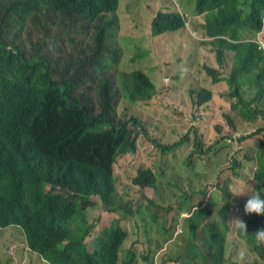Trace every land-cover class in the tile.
I'll list each match as a JSON object with an SVG mask.
<instances>
[{"label": "trees", "instance_id": "1", "mask_svg": "<svg viewBox=\"0 0 264 264\" xmlns=\"http://www.w3.org/2000/svg\"><path fill=\"white\" fill-rule=\"evenodd\" d=\"M130 1L0 0V227L22 224L30 247L36 249L37 243L45 248L41 253L45 262L29 255L27 264H159L157 255L169 242L150 241L151 254L141 258L132 249L128 251L129 233L122 220L136 217V211L113 205L111 164L118 152L135 153L138 145L132 130L114 123L109 86L104 85L101 90L104 111L91 117L92 108L72 95L75 84L66 77L60 80V74L50 69L40 53L25 58L23 53L12 50L19 49L20 39L31 42L33 37H39L37 42L48 41L47 35L54 30L66 37L77 35L83 29L77 23L84 20L95 29L92 45L85 50L119 61L109 40L120 25L139 24L136 18L120 14L121 6ZM170 5L149 20L151 35L181 30L187 34H179L182 39L165 62L167 81L159 78L153 82L147 72L134 70L127 85L129 96L138 100L131 103L139 102L142 115L157 122L174 117L178 105L188 113L191 105L201 109L213 99L212 85L202 82L218 84L225 80L229 96L238 98L232 109L239 110L244 121L255 122L264 117V89L256 81L258 69L264 74V49L256 40L264 35V0H196L195 8L185 9L198 15L189 23L184 10L169 8ZM184 5L187 8L185 2ZM234 14L239 18L235 19ZM72 42L78 43L75 38L70 39ZM228 65L230 72L225 77L220 68ZM58 123L61 130L56 127ZM132 124L143 127L142 120L135 116ZM158 125L163 127L161 131ZM155 128L159 138L154 141L162 153L187 149L195 167L197 158L200 164H207L218 148L230 146L220 137L212 144L207 136L195 138L196 133H206L199 124L182 132H174L160 122ZM144 134L148 135L147 131ZM235 141L242 153L248 149L247 157L254 159L257 166L249 175L239 172L241 156L232 154L230 169L237 179L259 187L264 184V138L239 133ZM162 175L173 190L176 204L165 209L164 218L159 217L158 210L148 208L134 226L137 233L141 227L147 234L154 228L167 230L168 215L174 211L171 227L181 216L185 231L182 250L189 247L202 264H228L225 232L229 230L231 215L236 214L246 223L249 233L245 236L237 229L238 235L250 251L264 259V245L252 236L264 228V216L245 214V201L237 199L247 197L232 194L230 179L224 184L215 179L211 185L214 174L195 173V178L206 181L197 191L191 184L189 189L184 188L174 174L167 177L163 171ZM136 182L152 184L153 177L143 171ZM46 183L68 186L66 196L44 194ZM97 193L111 209L92 200ZM197 197L199 201L195 203ZM142 198H147L144 193ZM99 209L100 216L89 221L90 213ZM113 213L121 216L113 218L108 231L105 228L98 235L100 223ZM147 213L151 219L145 216ZM212 217L216 219L205 223ZM198 237L201 246L196 243ZM158 240L163 241L164 236ZM7 256L6 262L15 264L14 255Z\"/></svg>", "mask_w": 264, "mask_h": 264}, {"label": "rangeland", "instance_id": "2", "mask_svg": "<svg viewBox=\"0 0 264 264\" xmlns=\"http://www.w3.org/2000/svg\"><path fill=\"white\" fill-rule=\"evenodd\" d=\"M186 7L189 9L195 8L196 0H183ZM182 0H132L128 4H123L120 9V14H128L139 22L137 25L125 26L120 25L117 28L111 39L109 40V46L112 52H118L119 62L117 64L108 63L103 72H97L96 78L108 77L114 83V90L116 92L115 110L119 117L135 116L142 120L143 127H136L131 125L133 135L137 137V150L135 153H128L121 155L114 164V174L117 184V189L123 200L124 205H135L136 217H131L122 220V226L129 233L128 235V251L132 249L137 253V256L141 258L142 255L151 254L149 251L150 241L163 243L168 240V244L165 246L160 254L157 255V261L159 264H188L189 260L202 264L199 257H195L191 249L188 247L182 250L185 241V231L181 225H178L182 220L179 217V222L171 227L172 218L174 217V211H171L168 215L167 230L159 231L156 228L152 229L148 234L143 232V227L140 229V233L136 232L134 227L137 221H141V215L145 214L147 209L150 208L153 211H159V217L164 218L165 209L169 206L176 204V197L173 190L165 182V178L162 175L164 171L166 176L174 174L180 179L184 188L189 189V184L194 190H199L203 187L206 181H201L195 178V173L200 174H214L215 178L209 181V184H213L218 180L221 184H224L227 179H230L229 189L233 192L234 189L246 187L249 184L255 183L246 182L237 179L233 171L230 169V157L232 154L241 156V167H238L237 171L243 172L249 175L257 166L254 159L247 157L248 149L242 148L236 141L230 143V146L218 148L215 154L212 156L210 162L207 164L204 162L200 164L199 158L196 159L197 165L193 158L189 156L187 149L177 151L176 149L168 154H164L157 147L155 139L159 138L156 131V123H166L167 127L174 132H182L188 127H192L195 124H199L200 127L206 131L203 134H194L195 138L200 136H207V140L212 144L217 137H220L223 141L228 142V137L231 135L238 136L236 133H242L244 135L250 134L258 138V135L264 137V118L258 119L254 123L244 121L239 110L232 109V103L237 102L238 98H231L229 96L230 89L226 90V81L213 84L210 80L203 81L204 85H212L213 99L211 103L205 104L202 108L204 112L199 108H195L191 105L189 113L182 106L178 105L174 117H167L163 121L151 118L147 115H142L140 110L143 108L141 104L130 103L123 94V80L122 75L125 73L129 75L135 69H141L147 72L153 81L159 78H164L167 81V77L164 76L165 62L172 55L173 47L178 44L182 37L179 34H187V31L181 30L176 32H168L157 36H152L150 31L149 20L157 10L165 9L168 5L169 8L177 6L178 8H184V2ZM191 1V4H190ZM56 23L58 19L53 16ZM196 18V17H194ZM77 27L83 28L81 32L74 36H62L56 30L50 32L47 37L49 43H52L50 48V55L58 56L61 53L62 57L67 59L69 57H82L88 54L86 47L92 45L93 34L95 29L92 28L87 21L80 20L77 23ZM195 31V29H192ZM159 36V37H158ZM264 38V35H262ZM75 38L78 41L77 46L70 44V39ZM37 42L40 38L33 37ZM58 41L57 44L54 42ZM61 47L59 52L58 47ZM232 53L229 54V57ZM209 61V60H208ZM211 63V61H209ZM219 67V65H217ZM220 72L226 77L230 72V66L220 68ZM185 99H182L184 101ZM190 101L189 99H186ZM213 104L215 109H213ZM242 105L239 104L238 108ZM57 129L61 130V125L56 124ZM158 131L162 130V126L158 125ZM256 130V131H255ZM147 131L148 135L144 134ZM161 139V138H160ZM259 139V138H258ZM162 140V139H161ZM163 141V140H162ZM253 145V143L251 142ZM254 158V157H252ZM239 160V161H240ZM141 167L151 168L157 176V188L156 189H140L132 182L136 172ZM216 179V180H215ZM145 194L147 198H142V194ZM233 194V193H232ZM239 197H246L235 195ZM149 197H153L151 202ZM238 201H245V199H237ZM199 197L196 198L195 203H198ZM118 211V210H117ZM113 215V214H110ZM120 217V213H116ZM100 216V209L92 211L90 213L91 219H97ZM148 219H151V214L145 215ZM236 214H232L229 219V230L225 232V256L230 258L228 264H264V259L260 258L256 253L249 250L243 239L238 235L237 227L232 222L237 218ZM212 217L205 223H211L215 220ZM109 218L106 219L108 221ZM0 228V258L4 261H0V264H9L6 262L7 255L12 253L15 257L14 262L17 264H27L31 255L35 260L42 258V251L45 248L36 243V249H33L29 245V240L23 232L22 224H17L13 227L4 229ZM181 229V231H179ZM224 228L221 226V230ZM100 231V230H99ZM98 233V232H97ZM163 235L164 240H158V237ZM199 246L202 245L201 239L198 237L196 242ZM264 245V243H262ZM188 249H190L188 251ZM127 251V252H128ZM205 251V250H204ZM127 252L123 255L125 256ZM122 256V257H123Z\"/></svg>", "mask_w": 264, "mask_h": 264}, {"label": "clouds", "instance_id": "3", "mask_svg": "<svg viewBox=\"0 0 264 264\" xmlns=\"http://www.w3.org/2000/svg\"><path fill=\"white\" fill-rule=\"evenodd\" d=\"M177 7V6H176ZM179 11H185V9L188 8H178ZM159 10L156 11V13ZM156 13L153 15V17L156 15ZM187 20L188 23L189 21H194L198 19V15H195L194 13H187ZM152 17V19H153ZM196 17V18H194ZM234 18L237 19L239 16L237 14H234ZM187 23V24H188ZM150 31H151V23H150ZM264 32V28L262 30ZM260 32V33H262ZM159 37V36H158ZM257 42L259 43V47L264 49V40L263 38H257ZM54 44H57L54 42ZM73 46H77L78 43L72 42L70 43ZM52 43H49V41L42 40L40 42H34L33 40L31 42H26L22 39H20V45L18 46L19 49L14 48L12 49L15 53H23L25 58H29L30 55L34 52L40 53V55L46 59L50 69L58 72L60 74V80H62L64 77L68 78L69 82H72L75 84V87L72 91V95L76 96L84 101L85 104H87L89 107L92 108L91 110V117H98L102 112L104 111V106H103V97L101 94L102 87L104 85L109 86V95H110V114L113 117L114 123L117 126H120L122 124H125L126 127L131 131V125H132V116L130 117H119L116 110H115V99H116V92L114 90V83L113 81L108 78V77H101L99 79L96 78L97 72H103L105 67L107 66L108 63H113L117 64L119 61L116 59L107 56V55H94L88 53L85 56L82 57H69L67 59L63 58L61 53H59L58 56L50 55V48H51ZM59 52H61V47H58ZM94 63V64H92ZM123 76L122 75V80H123V94L124 97L131 103L134 102L138 99H132L129 96V87H128V82L131 81V75ZM257 75L259 76L257 78ZM150 76V75H149ZM151 77V76H150ZM152 79V78H151ZM153 81V80H152ZM256 81L258 84L264 89V74L260 72L258 69L256 71ZM154 82V81H153ZM229 87L227 86V90ZM211 103V102H209ZM204 107V106H203ZM201 111L204 112V109ZM213 109H215V106L213 104ZM262 119L264 117L260 116L258 119ZM257 121V120H256ZM255 121V122H256ZM248 122V121H247ZM254 123V122H250ZM256 131V130H255ZM96 133V130L93 131ZM239 134V133H236ZM235 137L231 135L228 137V142L233 143L235 141ZM234 138V139H233ZM259 139H263L264 137L261 135H258ZM138 147V146H137ZM130 153L129 151H123V152H118L111 164V169H112V182L114 185V191H113V205L114 204H119L120 206L124 208H131L135 209V205L132 203L130 205H124L123 200L119 194V191L117 189V184L115 180V174H114V164L116 163L117 159L121 155H125ZM147 171L150 172V174L153 177V182L152 184H140L136 182V178L140 176L141 172ZM133 184L140 189L144 190L146 192V189H156L157 188V176L155 172L149 168V167H141L138 169L136 172L135 176L133 177L132 180ZM68 186H64L61 184L58 185H53L51 183H46L44 188H43V193L44 194H55V195H62L66 196V191H67ZM233 194L235 195H240V196H246V200L244 203V212L245 214H252L255 213L260 216H264V184L260 185L259 187L254 186L253 184H249L246 187H241L234 189ZM151 202H153V197H149ZM94 201L98 202V204H103L107 206L100 194L97 193L96 197L94 196L93 199ZM110 208V206H107ZM112 207V206H111ZM111 209V208H110ZM118 216L116 213H113L112 217H109L108 221H102L100 223V231L98 230V235L100 232L106 228V231H108V228L113 221V218H117ZM232 222L235 224L237 229L241 232V234L247 236L249 235L247 231V225L246 223L240 219L239 217L235 218L232 220ZM1 226V224H0ZM15 225L9 226L7 228L13 227ZM181 227V224L178 225V228ZM1 228V227H0ZM7 228H2V230L7 229ZM181 231V229H179ZM253 238L255 241L264 243V228L258 229L255 232L252 233ZM189 264H198L197 262H193L192 260H189ZM17 264V263H15Z\"/></svg>", "mask_w": 264, "mask_h": 264}]
</instances>
